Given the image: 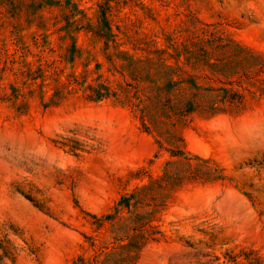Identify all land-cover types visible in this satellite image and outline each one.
<instances>
[{"label": "rangeland", "instance_id": "obj_1", "mask_svg": "<svg viewBox=\"0 0 264 264\" xmlns=\"http://www.w3.org/2000/svg\"><path fill=\"white\" fill-rule=\"evenodd\" d=\"M0 264H264V0H0Z\"/></svg>", "mask_w": 264, "mask_h": 264}, {"label": "trees", "instance_id": "obj_2", "mask_svg": "<svg viewBox=\"0 0 264 264\" xmlns=\"http://www.w3.org/2000/svg\"><path fill=\"white\" fill-rule=\"evenodd\" d=\"M134 199H135V193L134 192H131V193L127 194V195L125 194V195H123V196L120 197L117 205H123L124 207H129L130 201L131 200H134ZM110 217L111 216L108 215L106 217V219H109ZM125 245L130 248L131 252L133 251V249H134V251H135V249L136 250L139 249V247L137 246V244H135L131 240L128 243H126Z\"/></svg>", "mask_w": 264, "mask_h": 264}]
</instances>
